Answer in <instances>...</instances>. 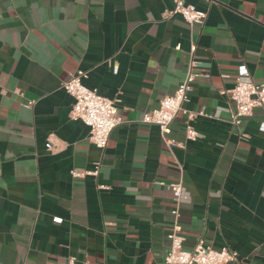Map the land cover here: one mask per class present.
Here are the masks:
<instances>
[{"label":"crops","instance_id":"crops-1","mask_svg":"<svg viewBox=\"0 0 264 264\" xmlns=\"http://www.w3.org/2000/svg\"><path fill=\"white\" fill-rule=\"evenodd\" d=\"M189 1L207 11L193 28L164 18L174 0H0V264H164L180 179L184 247L264 264V108L236 125L230 98L245 70L264 82V0ZM192 61L195 116L177 114L168 147L142 118ZM79 69L123 119L105 149L70 118Z\"/></svg>","mask_w":264,"mask_h":264},{"label":"built area","instance_id":"built-area-1","mask_svg":"<svg viewBox=\"0 0 264 264\" xmlns=\"http://www.w3.org/2000/svg\"><path fill=\"white\" fill-rule=\"evenodd\" d=\"M174 15L182 16L193 28L205 22L207 11L196 7L189 0H174L173 8L164 13V18ZM194 65L195 62L192 61L185 78L176 91L162 98L159 107L145 113L142 118L143 122L155 124L160 128L162 139L168 147L175 144L182 145L169 137L171 124L177 114L183 111L188 113L189 118L195 116L194 113L188 112L184 108L192 83L201 75L193 69ZM87 77L88 72L79 69L63 82L62 87L73 97L70 118L74 121H82L89 128L90 141L98 148L105 149L112 130L121 124L123 119L119 114L116 101L101 94L98 89L88 87L84 83ZM230 98L236 105V111L232 114V122L238 125L242 118L250 115L255 108H264V82H257L251 72L245 70L236 78L235 85L230 90ZM198 137L199 133L193 126L187 124L186 138L196 140ZM46 145L49 149L58 148L54 134L48 136ZM98 170L99 164L94 170L88 172L74 171L73 175L76 177L83 176L85 173L97 175ZM168 186L174 194L175 204L172 213L175 221L167 234L169 245L164 257V264H226L237 262L238 253L236 251L227 246L216 249L203 239L199 240L191 249L184 247L185 237L179 222L183 182L180 179L170 182ZM74 262L75 257H71L70 264H74Z\"/></svg>","mask_w":264,"mask_h":264}]
</instances>
